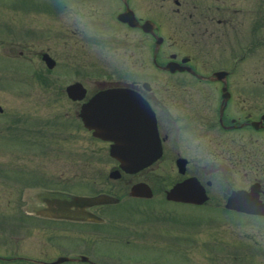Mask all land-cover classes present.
Returning a JSON list of instances; mask_svg holds the SVG:
<instances>
[{"label": "flooded vegetation", "instance_id": "flooded-vegetation-1", "mask_svg": "<svg viewBox=\"0 0 264 264\" xmlns=\"http://www.w3.org/2000/svg\"><path fill=\"white\" fill-rule=\"evenodd\" d=\"M6 3L15 7L0 8V59L19 64L20 76L59 89L67 103L62 114L50 103L45 119L36 111L10 113L0 105V144H10L5 156L11 151L13 159H21L33 150L38 160L51 154L71 162L54 163L47 174L46 164L28 170L9 166L8 156L3 160L6 178L34 179L19 181L16 205L24 226L33 222L38 240L59 245L40 249L69 257L62 263L79 264L75 256L100 249L90 247L100 231L114 242L121 231L111 226L109 215H122L118 206L124 196L160 203L164 215L155 217L158 227L176 218L179 227L184 213L199 226L213 225L200 243L208 235L221 237L219 224L257 225L246 228L240 244L225 239L230 234L221 241L208 236L204 242L215 247L191 249L179 237L175 251L202 256L197 264H264V0ZM8 76L4 72L0 79ZM72 84L83 89L80 97L68 94ZM114 87H126L148 104L161 145L157 160L132 173L119 168L109 154L111 141L93 134L82 117L92 96ZM72 160L78 161L76 169ZM189 177L201 184L203 199H167L166 191ZM136 183L147 184L148 197L132 194ZM27 186L39 188L34 202L22 193ZM116 251L105 254L117 256ZM53 259L0 254V261H7L2 264ZM93 260L84 264H99Z\"/></svg>", "mask_w": 264, "mask_h": 264}, {"label": "rangeland", "instance_id": "rangeland-1", "mask_svg": "<svg viewBox=\"0 0 264 264\" xmlns=\"http://www.w3.org/2000/svg\"><path fill=\"white\" fill-rule=\"evenodd\" d=\"M14 3H6V0H0V8L12 7ZM14 6V5H13ZM15 7V6H14ZM17 8V7H16ZM112 54H108L111 56ZM9 60L0 59V74L6 72L9 73V76L3 79H0V105L7 109L6 112H16V113H28L32 114L34 111L37 113V117L41 119H45L50 114L49 107L50 103L55 104V108L57 113L62 114V105L67 104L66 101L62 98V93H58L59 89H54V86L51 88H45L37 82H33L26 76H20V72L18 70L19 64L14 63ZM3 67V68H1ZM5 69V70H4ZM19 72V73H18ZM18 73L19 76H16ZM12 76V77H11ZM11 78V79H10ZM68 81L67 78H63ZM71 80V79H69ZM59 81H63L60 80ZM89 86L92 85V81ZM54 111H51V113ZM13 145V144H12ZM10 147L9 143L4 145L0 144V169L4 163L5 157L8 156V165L14 167H18L22 169L23 167L28 170H32L33 168L41 167L46 164L43 168L47 174L51 173L50 171L54 169V163H60V161H64L67 164L71 162H67L65 158H60L57 155H48L51 158H43V160H38L35 158H39L32 156L35 153L33 150L29 152H23L20 155L21 159H13L11 156V151L7 153L5 156V148ZM2 148H4L2 150ZM3 151V152H1ZM49 162L52 163L51 166ZM19 163V164H18ZM78 164L77 160H72L73 168L76 169ZM101 166H104L100 164ZM161 167V165L159 166ZM159 172H166L165 170ZM3 171H0V254L5 253H16V255H26L30 257L40 258L43 260H51L55 257V254L50 255L43 252L40 249L42 245H48L51 248H56L57 243L53 240L42 239L38 240V233L36 234L35 227L33 222H29L26 227L23 224V218L21 212L16 205L18 199H20V192L16 190H20L18 183L34 181V179H27L24 177L23 180H16L15 178H6L3 174ZM32 185V184H31ZM38 187L27 186L22 190V193L25 194L27 200L35 201V195L39 194ZM21 193V197L22 194ZM123 200L121 202L126 201L125 203H120L118 208L121 209L122 215L120 212L115 215V218L112 214L109 215V219H111V226L115 228V230L119 229L121 231V235L115 238L114 242L112 240H108V238L102 236V232L100 231L98 235H92L95 238L94 243L90 245V247H98V252L91 254H85L89 259H94L96 263L99 264H194L196 263V259L199 258L202 261V256H191L190 258L194 260V262L189 259L187 255H177V251H175V247H180L178 238L185 237V248L191 247V249L196 248H208L215 247L213 243H205L204 239L206 237H212L210 235L206 236L200 243V236L205 234V232H211L213 229V225L209 226H199V224H195V218L188 214H182V221L180 222L179 227L175 226L177 223V218L169 223H166L169 227L166 226H157L154 225V221L158 222L157 217L162 209V205L157 201L152 203L143 202L136 203L135 201H131L127 197H122ZM141 202V201H139ZM15 205V206H14ZM119 205V204H118ZM151 206V207H150ZM190 210H194L190 208ZM200 213L202 211H199ZM156 214V215H154ZM163 214V213H160ZM164 215V214H163ZM146 216H149V220L146 219ZM153 216V218H151ZM160 220L163 217L159 215ZM22 220V223H21ZM28 222V220H26ZM39 223V222H38ZM37 223V224H38ZM108 223V222H107ZM198 225V226H197ZM177 227L173 229V227ZM221 232H224L221 237L214 236L216 240H220L221 238H225L230 234L228 239L229 241H233L236 244H240L242 241V236L246 232V228L249 230L251 228H255L257 225L248 224H240L237 227V224L229 223V224H219L218 225ZM263 226V225H262ZM117 228V229H116ZM157 228V229H156ZM179 228V229H178ZM159 230V233L156 232ZM223 230V231H222ZM98 233V232H97ZM107 235V233H106ZM43 236H48L47 232L44 233ZM225 236V237H223ZM196 239V243L192 239ZM217 237V238H216ZM225 247V245H223ZM228 247V246H227ZM114 248L117 252V256H110L105 254L107 249ZM194 250L191 251L193 253ZM7 263V261H0V264ZM9 263V262H8ZM79 264L86 263L85 261H77ZM67 264V263H60ZM70 264V263H69ZM197 264V263H196Z\"/></svg>", "mask_w": 264, "mask_h": 264}, {"label": "water", "instance_id": "water-1", "mask_svg": "<svg viewBox=\"0 0 264 264\" xmlns=\"http://www.w3.org/2000/svg\"><path fill=\"white\" fill-rule=\"evenodd\" d=\"M82 90L79 84L67 88L73 97H80ZM77 92L78 95H74ZM82 117L95 135L113 141L110 154L119 160L124 170L142 168L156 157L158 138L154 115L148 104L132 90L115 87L98 92L84 104ZM187 187L195 189L196 184L191 179L177 184L172 190L174 198L190 193Z\"/></svg>", "mask_w": 264, "mask_h": 264}]
</instances>
